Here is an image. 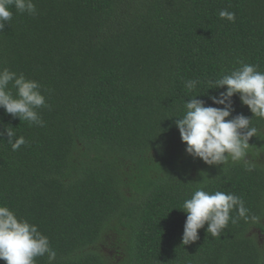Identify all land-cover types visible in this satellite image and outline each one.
<instances>
[{
	"label": "trees",
	"instance_id": "16d2710c",
	"mask_svg": "<svg viewBox=\"0 0 264 264\" xmlns=\"http://www.w3.org/2000/svg\"><path fill=\"white\" fill-rule=\"evenodd\" d=\"M33 3L36 15L12 8L0 31V70L42 86L44 126L0 108V132L26 141L13 151L0 136V206L48 238L52 264H264V120L233 96V116L258 131L247 163L223 166L187 155L175 124L196 96L216 107L208 96L226 89L208 82L241 62L264 72V0ZM197 189L240 197L256 219L233 211L219 237L205 225L184 246Z\"/></svg>",
	"mask_w": 264,
	"mask_h": 264
},
{
	"label": "clouds",
	"instance_id": "9594fccd",
	"mask_svg": "<svg viewBox=\"0 0 264 264\" xmlns=\"http://www.w3.org/2000/svg\"><path fill=\"white\" fill-rule=\"evenodd\" d=\"M12 8L21 14H37L33 0H0V31L12 20ZM219 15L222 19L235 21V13L224 10ZM198 83L197 80H188L185 87L193 91ZM208 83L213 85L211 89L225 88L226 91L208 96L216 107L206 106L203 100L196 98L198 96L185 102L183 116L175 121L181 141L186 145L185 152L208 166L247 163L249 141L258 130L251 126L252 119L243 114L233 116L232 98L238 95L241 104L249 109L253 117L264 120V72L241 62V66L230 74ZM41 87L37 81L29 80L23 74L17 75L7 68L0 70V108L14 119L43 127L44 121L37 112V109L47 107ZM11 128H5L0 136L6 133L7 142L16 151L26 141L23 136L16 137ZM233 211L245 222L256 219L248 216V209L240 197L222 191L211 194L197 189L183 203L182 212L186 213V221L182 244L191 245L198 241L199 230L205 225L207 233L219 237L230 220L236 223V218L230 215ZM45 254L49 264H52L56 252L48 238L35 225L18 219L7 206H0V261L5 264H36V258Z\"/></svg>",
	"mask_w": 264,
	"mask_h": 264
},
{
	"label": "rangeland",
	"instance_id": "374dc122",
	"mask_svg": "<svg viewBox=\"0 0 264 264\" xmlns=\"http://www.w3.org/2000/svg\"><path fill=\"white\" fill-rule=\"evenodd\" d=\"M104 248H105L106 253H108L112 257V255L114 253V247H110V248L109 247H104Z\"/></svg>",
	"mask_w": 264,
	"mask_h": 264
}]
</instances>
